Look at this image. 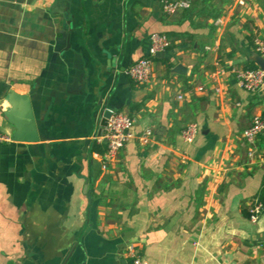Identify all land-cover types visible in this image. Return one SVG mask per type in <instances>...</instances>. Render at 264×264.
Masks as SVG:
<instances>
[{"label":"crops","instance_id":"crops-1","mask_svg":"<svg viewBox=\"0 0 264 264\" xmlns=\"http://www.w3.org/2000/svg\"><path fill=\"white\" fill-rule=\"evenodd\" d=\"M154 33L171 45L135 83L127 71ZM256 36L264 0H193L170 15L160 0H0V264H125L130 248L148 264H264V208L250 218L264 205V133L252 156L243 134L264 87L231 72L258 67ZM13 91H34L33 119L17 117L34 120L37 142L12 140ZM107 109L135 120L111 161Z\"/></svg>","mask_w":264,"mask_h":264},{"label":"built area","instance_id":"built-area-1","mask_svg":"<svg viewBox=\"0 0 264 264\" xmlns=\"http://www.w3.org/2000/svg\"><path fill=\"white\" fill-rule=\"evenodd\" d=\"M163 10L166 14H174L177 11L189 9L193 5V0H160ZM223 20L218 19L216 24H222ZM171 45L169 37L165 33H154L151 36L150 56L142 57L132 64L127 73L130 78L138 84H147L151 82L154 75L153 57L156 54L165 52ZM255 52L264 59V38L256 36L254 39ZM222 73L225 71L221 70ZM231 72L240 87L249 92H259L264 87V68H233ZM200 90H203L200 87ZM220 91V88H217ZM182 98V96H180ZM110 116L107 119V125L103 132V138L107 143L106 155L108 160H114L119 151L126 145L128 141L136 137L133 131L135 120L125 112L107 109ZM106 111V112H107ZM264 133V113L253 116L250 126L244 130V137L251 145L252 156L255 150V143L259 135ZM199 134V126L196 122L188 124L181 132L182 138L187 143H192L196 140ZM153 131L148 129L139 135V139L148 143L151 140ZM0 140L10 141L9 136L0 135ZM264 205L258 199L251 206V221L257 222L260 219ZM131 260L128 264H148L141 256L134 254L133 248H130Z\"/></svg>","mask_w":264,"mask_h":264},{"label":"water","instance_id":"water-1","mask_svg":"<svg viewBox=\"0 0 264 264\" xmlns=\"http://www.w3.org/2000/svg\"><path fill=\"white\" fill-rule=\"evenodd\" d=\"M165 52L156 54L157 57L164 56ZM254 62L261 68H264V59L257 53L252 57ZM177 71L180 73H185L186 68L183 65L177 66ZM34 91L29 92L27 95H19L16 92H11L8 100L12 106V110L9 111V117L11 122L15 125V131L12 134V140L14 141H39V136L37 133V128L34 124V120L30 123H25L26 121L20 120L17 116L19 114L23 116H29L31 120L33 119L32 113V98ZM110 116V112H105L102 118V126L107 125V119ZM125 264H128L125 262Z\"/></svg>","mask_w":264,"mask_h":264},{"label":"trees","instance_id":"trees-1","mask_svg":"<svg viewBox=\"0 0 264 264\" xmlns=\"http://www.w3.org/2000/svg\"><path fill=\"white\" fill-rule=\"evenodd\" d=\"M153 59H155V57H153ZM261 199L264 201V188H263V190L261 192Z\"/></svg>","mask_w":264,"mask_h":264}]
</instances>
